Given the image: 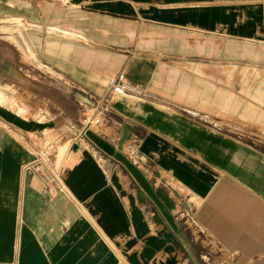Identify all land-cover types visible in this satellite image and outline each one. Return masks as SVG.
<instances>
[{"label":"crops","instance_id":"obj_1","mask_svg":"<svg viewBox=\"0 0 264 264\" xmlns=\"http://www.w3.org/2000/svg\"><path fill=\"white\" fill-rule=\"evenodd\" d=\"M130 1L96 0L93 14L239 42L264 37L262 2ZM238 10L247 15L231 17ZM172 71L143 57L124 62V97L108 102L98 127L73 133L62 165L56 146H42L43 123L0 115V264H264V148L192 113L179 97H202L206 80ZM181 212L204 238L176 219Z\"/></svg>","mask_w":264,"mask_h":264},{"label":"rangeland","instance_id":"obj_2","mask_svg":"<svg viewBox=\"0 0 264 264\" xmlns=\"http://www.w3.org/2000/svg\"><path fill=\"white\" fill-rule=\"evenodd\" d=\"M94 1L0 0L1 116L9 111L43 123L42 146H56L62 165L79 129L86 96L93 94L107 105L122 100L126 90L119 81L121 70L136 56L154 60L166 72L173 70L168 66H175V75L189 70L204 77L205 95L195 89L179 98L189 102L192 113L203 111L207 124L264 148V37L239 42L193 30L159 28L134 18L118 20L93 14L92 9L100 7ZM133 1L139 2L136 7L150 2ZM237 2L264 4V0H221ZM230 15L247 13L238 10ZM258 15V21L264 18L262 12ZM206 41L210 49L202 47ZM225 44L246 50L227 53L222 49ZM173 71L168 73L172 77ZM176 83L177 76L166 82L168 98ZM247 108L253 113H246Z\"/></svg>","mask_w":264,"mask_h":264},{"label":"built area","instance_id":"obj_3","mask_svg":"<svg viewBox=\"0 0 264 264\" xmlns=\"http://www.w3.org/2000/svg\"><path fill=\"white\" fill-rule=\"evenodd\" d=\"M87 103L82 105V116L80 119V129L76 133V138L84 135L86 129L91 127H98L100 125L102 117L107 113V102H103L102 99L96 98L93 94H88L86 96ZM176 219L181 221L184 228L187 230H192L197 235L205 237L203 232H201L193 218V214L190 212H181L176 215Z\"/></svg>","mask_w":264,"mask_h":264}]
</instances>
